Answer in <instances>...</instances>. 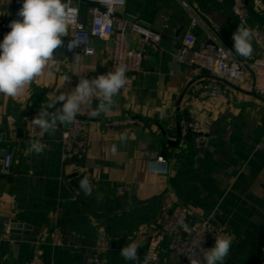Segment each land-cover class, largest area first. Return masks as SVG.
<instances>
[{"label":"crops","instance_id":"crops-1","mask_svg":"<svg viewBox=\"0 0 264 264\" xmlns=\"http://www.w3.org/2000/svg\"><path fill=\"white\" fill-rule=\"evenodd\" d=\"M246 4L249 25L264 31V0ZM79 8L80 20L88 23L87 8ZM116 12L161 35L157 44H136L131 36L142 53L141 70L126 74L113 106L101 113L106 118L139 117L143 126L105 127L100 120L88 121V151L79 159L64 155L60 130L65 124H58L53 135L44 133L42 153L30 149L22 127L24 116L37 115L30 110L70 92L82 76L93 79L110 71V42L95 39L94 52L79 55L76 64V54L65 49L69 30L54 54L55 63L43 75L15 98L0 94V165L4 154L12 153L9 170L0 172V264H28L34 252L43 264H85L100 231L109 242L104 264H174L176 253L158 232L157 219L178 203L189 208L188 225L209 216L220 229L217 237H232L224 264H264V99L175 59L187 32L197 42L214 39L245 64L257 56L253 40L249 58L232 50L240 24L232 0H125ZM16 15L13 0H0V27ZM249 72L244 66L245 82ZM214 82L218 96L202 92ZM97 104L94 99L82 107L95 109ZM191 119L200 120L207 131L201 149L194 147L191 135L182 141L179 137L178 122ZM257 144L261 148L256 150ZM158 155L167 161L166 173L147 170L148 160ZM83 171L94 179L91 195L79 188ZM117 185L125 186L120 195L114 193ZM84 203L104 216L91 215ZM11 218L39 229L37 241L22 239V233L10 239L4 220ZM56 228L61 245L50 240ZM216 236L206 249L214 246ZM131 242L139 246L138 262L120 256Z\"/></svg>","mask_w":264,"mask_h":264},{"label":"built area","instance_id":"built-area-1","mask_svg":"<svg viewBox=\"0 0 264 264\" xmlns=\"http://www.w3.org/2000/svg\"><path fill=\"white\" fill-rule=\"evenodd\" d=\"M23 0H13L16 14L22 6ZM68 8L75 9L74 13H69L70 31L65 41V49L73 54L88 56L94 52L93 41L95 39H105L110 42L108 53V65L110 70L123 64L127 67L126 74L136 73L141 70L142 53L138 47L132 44V38L136 44L151 43L157 44L160 40V33L145 27L137 21L129 20L119 14L116 9L121 7L125 0H64ZM85 4L88 7L90 19L88 23H83L79 18V6ZM232 12L240 24H245L253 30V41L257 47V56L249 63H244L235 57L230 49L214 39L197 42L195 37L187 32L183 36L182 42L175 54V59L179 62H186L190 65L205 69L214 80L235 85H243L245 90L253 92L264 99V31L254 28L248 23V9L246 0H232ZM16 19L19 17L16 15ZM8 21L5 26L0 27V41L4 35L10 31ZM77 37L81 43L79 47H70V42ZM244 66L248 67L249 80L245 82L243 78ZM218 84L214 82L209 86H204L202 92L209 95H219ZM94 108L81 107L76 119L71 124H65L60 130V139L63 146L64 155L71 158H82L88 151V129L87 123L91 120H100L105 127L123 126H143V121L135 116H121L106 118L102 114L93 117L91 112ZM32 118L24 116L22 127L27 142L29 140L40 141L44 135L41 130L32 124ZM179 137L181 141L188 134L191 135L195 148L201 149L207 144V131L203 123L198 119L181 120L178 122ZM4 133L0 131V138ZM261 144H257L255 149H260ZM12 161V153L6 152L0 165V172L6 173ZM147 170L152 173H166L167 161L158 155L147 162ZM87 177L93 185V177L88 171H83L81 179ZM125 191L124 185H117L114 189L116 195ZM189 208L184 204H174L171 208L162 212L157 219V230L168 239V248L176 253L177 261L174 264H190L187 254L188 249L199 242L204 236L202 247H206L213 241L214 237L220 233L211 221L209 216L200 217L189 225V230L184 231L179 221L186 223L189 219ZM8 233V227L4 229ZM62 233L59 229H54L50 233V240L54 245L62 244ZM109 249V242L103 231L97 233L91 251L86 257L85 264H104V255ZM199 253V249H197ZM28 264H43L39 253L34 252ZM149 264H163L160 261H150Z\"/></svg>","mask_w":264,"mask_h":264},{"label":"clouds","instance_id":"clouds-1","mask_svg":"<svg viewBox=\"0 0 264 264\" xmlns=\"http://www.w3.org/2000/svg\"><path fill=\"white\" fill-rule=\"evenodd\" d=\"M74 12L75 9L68 8L64 0H23L17 13L19 19L9 23L10 31L0 41V94L12 98L21 95L27 86L44 74L50 62L55 63L54 54L63 46V38L68 33L69 13ZM252 40L253 30L243 23L239 24L233 33L232 50L240 57L249 58L253 53ZM80 43L77 37L70 42V47H79ZM74 61L79 64L81 57L77 54ZM127 70L121 64L93 79L82 76L70 92L54 96L41 107L32 118V124L41 133L53 135L58 124L74 122L81 107L90 105L94 99L98 104L91 112L93 117L108 112L114 104L113 98L126 85ZM69 79L65 77L66 81ZM57 104L61 107L56 108ZM28 144L36 154L44 150V145L38 140H29ZM116 151L113 145L112 154L115 155ZM79 188L85 195L92 194L93 188L87 177L79 180ZM179 225L184 231L189 230L184 220H180ZM203 242L204 236L184 254L190 264H224L232 246V237L216 236L214 246L208 249L202 247ZM138 247L135 242L127 243L121 249L120 256L126 261L138 262Z\"/></svg>","mask_w":264,"mask_h":264},{"label":"water","instance_id":"water-1","mask_svg":"<svg viewBox=\"0 0 264 264\" xmlns=\"http://www.w3.org/2000/svg\"><path fill=\"white\" fill-rule=\"evenodd\" d=\"M198 68V66H196ZM204 72H207L205 69H202ZM40 110L36 109V110H30L28 113L32 114V113H36L38 114ZM190 135V134H188ZM84 207L85 209L94 216L97 217H103L104 215L102 213H97L96 211H94L89 205H87L86 203H84ZM5 225L8 227V233L9 238L10 239H19L20 238V234H23V237H21L24 240L27 241H32L35 242L37 241V235L39 233V229H34L29 223H26L22 220H18L15 218H11V219H5L4 220ZM150 244V237H148L147 240H145V242L142 244L143 248L145 250L148 249Z\"/></svg>","mask_w":264,"mask_h":264},{"label":"trees","instance_id":"trees-1","mask_svg":"<svg viewBox=\"0 0 264 264\" xmlns=\"http://www.w3.org/2000/svg\"><path fill=\"white\" fill-rule=\"evenodd\" d=\"M85 7V8H87V10H88V7L85 5V4H80V6L79 7ZM80 9V8H79Z\"/></svg>","mask_w":264,"mask_h":264}]
</instances>
